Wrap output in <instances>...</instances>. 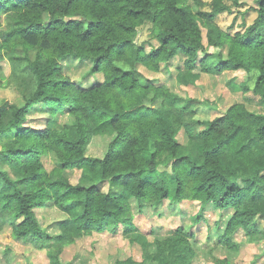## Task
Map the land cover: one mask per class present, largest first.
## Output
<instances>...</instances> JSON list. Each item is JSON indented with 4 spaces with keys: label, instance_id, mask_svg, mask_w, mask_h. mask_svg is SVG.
Wrapping results in <instances>:
<instances>
[{
    "label": "trees",
    "instance_id": "16d2710c",
    "mask_svg": "<svg viewBox=\"0 0 264 264\" xmlns=\"http://www.w3.org/2000/svg\"><path fill=\"white\" fill-rule=\"evenodd\" d=\"M254 1L253 24L231 34L215 19L244 0H213L210 11L198 12L194 5L202 0H0V16L11 17L9 28L0 22V53L29 73L24 102L0 105V230L10 225L15 238L46 247L53 264H61L63 248L84 235L113 234L122 225L129 232L130 198L142 215L194 201L201 207L189 224L156 238L154 248L131 236L141 258L132 254L112 264H197L207 254L214 264H235L217 251L237 250L235 235L254 237L264 218V111L251 108L255 101L264 107V0ZM198 18L208 29L207 46ZM146 22L154 25L158 45L136 41ZM215 57L218 73L232 68L257 74L253 87L240 88L243 102L202 130L195 119L199 99L159 81L144 83L136 70L166 69L187 87V71L200 65L208 74ZM69 60L90 62L89 75L102 79L88 86L74 81L65 72ZM95 138L110 139L101 156L88 154ZM71 169H88L95 181L73 184L66 175ZM114 185L123 193L115 194ZM46 206L64 219L42 225L36 210ZM206 210L217 216L213 224Z\"/></svg>",
    "mask_w": 264,
    "mask_h": 264
},
{
    "label": "rangeland",
    "instance_id": "374dc122",
    "mask_svg": "<svg viewBox=\"0 0 264 264\" xmlns=\"http://www.w3.org/2000/svg\"><path fill=\"white\" fill-rule=\"evenodd\" d=\"M212 1L202 0L200 6L194 5L195 12L210 11L212 9ZM255 6L254 0H244L242 7H235L232 12L220 14L215 19V23L219 28L231 34L244 32L248 26L253 24L257 17V13L253 9ZM198 21L203 31V42L207 46V26L202 18H198ZM0 22L4 28H9L11 24L10 15H1ZM154 35V25L151 22H146L139 28L136 41L140 44L147 42L149 45H158ZM149 45L147 47L148 52L151 50ZM228 50L229 46L226 45L223 52L224 58H228ZM218 63V57L209 61L210 69L208 74L202 73L200 65L189 69L186 74L192 84L187 87L181 86L171 76L169 70L162 69L159 73H155L142 65L138 66L136 70L138 71L139 79L144 83L147 80L159 81L183 97L199 99L201 104L195 119L199 121L198 130H202L206 127V121L222 115L234 103L243 102L244 95L240 88L245 84L253 87L256 79V70L248 72L244 69L236 70L231 68L218 73L216 69ZM65 64V72L74 81L81 82L85 86L102 79L101 74L89 75L90 62L69 60ZM123 66L127 67V65ZM170 70H175V68L171 66ZM28 74L24 71L22 62L12 61L7 58L5 53H0V105L3 103L21 105L24 102L22 86L23 80H27ZM249 96L254 97L252 94H249ZM151 104L154 107H158L161 102ZM251 108L259 113L264 111L263 105H259L257 101L251 104ZM40 115L41 113L37 116ZM178 139L182 143L187 141L186 136L183 134H180ZM109 141L110 139L95 138L89 146L88 154L101 156L106 150ZM195 144L196 142L194 143V150H196ZM189 148L191 147H188L187 151L193 153ZM197 159H199L198 156ZM164 165L170 170L169 156L164 158ZM66 175L73 184L82 183L89 185L95 181L96 173L88 169H71L66 171ZM146 176L154 178L155 173L149 172ZM102 187L107 190L108 183H105ZM22 188L29 190V187L25 185H22ZM113 190L118 195L123 193V187L121 186L114 185ZM130 201L133 209V221L128 225L129 232L122 225L113 234L106 232L84 235L78 238L74 244L63 248V252L60 255L61 264H112L115 259L119 258L123 261L132 254H135L140 259L141 248L138 245L132 246L129 243L131 236L137 237L139 240L146 239L154 242L151 246V248H154L156 238L163 239L182 223L189 224L191 217H194L201 207L199 202L194 201H186L182 205L174 204L170 206L166 203L157 209L150 208L146 215H142L139 213L135 199L130 198ZM51 208V206H46L36 210L41 224L45 227L55 221L63 220L65 217L59 210ZM205 212L210 224H213L217 216L212 210H206ZM259 228L260 233L252 238L244 231H239L234 238L239 244L238 249L230 252H227L226 249H219L217 255L219 257L227 256L235 264H264V218L260 220ZM13 232V228L8 224H5L3 229L0 230V264H53L46 247L34 246L31 243L17 239ZM203 252V250L199 249V254L203 255ZM212 258V255L207 254L202 256L197 261V264H214ZM146 264L154 263L146 262Z\"/></svg>",
    "mask_w": 264,
    "mask_h": 264
}]
</instances>
